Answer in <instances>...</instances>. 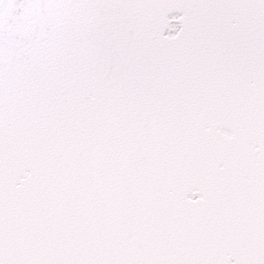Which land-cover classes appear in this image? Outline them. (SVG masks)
Here are the masks:
<instances>
[{
  "label": "snow or ice",
  "instance_id": "obj_1",
  "mask_svg": "<svg viewBox=\"0 0 264 264\" xmlns=\"http://www.w3.org/2000/svg\"><path fill=\"white\" fill-rule=\"evenodd\" d=\"M0 264H264V0H0Z\"/></svg>",
  "mask_w": 264,
  "mask_h": 264
}]
</instances>
